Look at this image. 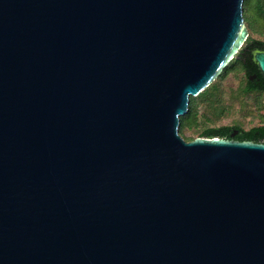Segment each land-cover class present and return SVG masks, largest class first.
<instances>
[{"label": "water", "instance_id": "1", "mask_svg": "<svg viewBox=\"0 0 264 264\" xmlns=\"http://www.w3.org/2000/svg\"><path fill=\"white\" fill-rule=\"evenodd\" d=\"M243 2L0 0V264H264V141L179 131Z\"/></svg>", "mask_w": 264, "mask_h": 264}, {"label": "trees", "instance_id": "2", "mask_svg": "<svg viewBox=\"0 0 264 264\" xmlns=\"http://www.w3.org/2000/svg\"><path fill=\"white\" fill-rule=\"evenodd\" d=\"M243 8L245 25L249 30V35L237 53V55L240 56L233 57V59L209 86L202 90L198 95L191 96L189 111L185 115L181 116L180 130L185 128H202L200 136L210 137L226 136L233 131L231 126H222L220 124L218 125V123L221 118H223L222 114L226 110L231 109L229 105L224 106L222 103V99L227 96V93L231 96L232 92L226 89L227 80L232 77V75H238L237 73H239V69H241V67L247 71L249 76L247 78L245 75L246 81H248V87L247 89L243 88L244 95L242 93V96H245L246 98L252 96L251 93L255 86L252 85L250 74L258 68L249 56L243 57V51H248V46L255 43V40L251 38V32H257L264 35V0H244ZM260 43H262V40H260ZM242 96L237 98H240L242 101ZM200 106H204L205 109H203V111H199ZM244 106L241 108H244ZM232 121L234 122V120ZM194 138L195 137H191L189 140ZM235 138L240 140L247 139L264 141V126L241 129Z\"/></svg>", "mask_w": 264, "mask_h": 264}, {"label": "flooded vegetation", "instance_id": "3", "mask_svg": "<svg viewBox=\"0 0 264 264\" xmlns=\"http://www.w3.org/2000/svg\"><path fill=\"white\" fill-rule=\"evenodd\" d=\"M255 40V43H253L251 46H248V51H243V57L249 56L253 62H255L256 67L258 68L256 71H252L250 74V77L253 76V79L250 78L252 81V85L255 86L254 90L252 91V95H255L251 100H250V107L247 105L245 110L242 113H239L237 117H234L233 123L229 122H222V119L219 121L218 125L222 126H231L233 128V131L223 137L226 138H235L236 135L239 133L241 129H246V128H254V127H260L264 126V76L261 74L259 66L257 61L254 59V52L263 50L264 51V40L259 39V38H253ZM260 40H262V43H260ZM238 53V52H237ZM235 55L240 56V55ZM245 59V58H244ZM239 73H243L244 76L248 78V73L246 70L239 69ZM248 87V81L244 83V89H247ZM244 105H246L243 102ZM229 110H226L224 114L230 115ZM235 132V135L232 136V134Z\"/></svg>", "mask_w": 264, "mask_h": 264}, {"label": "rangeland", "instance_id": "4", "mask_svg": "<svg viewBox=\"0 0 264 264\" xmlns=\"http://www.w3.org/2000/svg\"><path fill=\"white\" fill-rule=\"evenodd\" d=\"M251 38H259L264 40V35H261L260 33L257 32H251ZM238 75H232V77H230L227 80V86L226 89H228V91H232L231 92V96L228 95L222 99V103L224 106L229 105L231 107V109L229 110L230 115L224 114L222 122H229L232 123L233 118L237 117L239 115V113H242L247 107V105L250 107V100L255 96L252 95L249 98H246L245 96H242L243 93V87H244V83L246 82V77L242 74V73H237ZM244 95V93H243ZM242 96V101L246 104L245 106L243 105V102L241 101L240 97ZM236 97V98H233ZM244 108H241L243 107ZM203 109H205L204 106H200L199 107V111H203ZM235 113V114H234ZM234 114V115H233ZM180 133L187 139L189 140V138L191 137H197L200 136L202 128H185L183 130H180Z\"/></svg>", "mask_w": 264, "mask_h": 264}]
</instances>
